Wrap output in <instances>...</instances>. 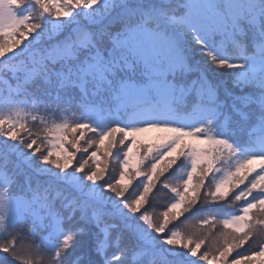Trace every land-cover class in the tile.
Wrapping results in <instances>:
<instances>
[{
  "label": "snow or ice",
  "instance_id": "obj_1",
  "mask_svg": "<svg viewBox=\"0 0 264 264\" xmlns=\"http://www.w3.org/2000/svg\"><path fill=\"white\" fill-rule=\"evenodd\" d=\"M0 264H264V0H0Z\"/></svg>",
  "mask_w": 264,
  "mask_h": 264
},
{
  "label": "trees",
  "instance_id": "obj_2",
  "mask_svg": "<svg viewBox=\"0 0 264 264\" xmlns=\"http://www.w3.org/2000/svg\"><path fill=\"white\" fill-rule=\"evenodd\" d=\"M153 136H154V133L145 134V139H151ZM110 167L111 168H114L117 172L119 171V165H118V163L111 162L110 163ZM162 210H163L162 208H156L155 209V211H157V212L162 211Z\"/></svg>",
  "mask_w": 264,
  "mask_h": 264
}]
</instances>
